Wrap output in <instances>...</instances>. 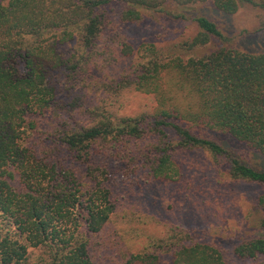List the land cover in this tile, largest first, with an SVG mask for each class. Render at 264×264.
<instances>
[{
  "label": "trees",
  "instance_id": "16d2710c",
  "mask_svg": "<svg viewBox=\"0 0 264 264\" xmlns=\"http://www.w3.org/2000/svg\"><path fill=\"white\" fill-rule=\"evenodd\" d=\"M239 1L264 9L0 0V264H264V236L219 243L206 222H164L154 205L156 186L184 171L188 186L259 187L252 205L264 215V170L238 150L264 158V52L175 11L202 3L231 14ZM150 222L167 223L164 235Z\"/></svg>",
  "mask_w": 264,
  "mask_h": 264
},
{
  "label": "rangeland",
  "instance_id": "374dc122",
  "mask_svg": "<svg viewBox=\"0 0 264 264\" xmlns=\"http://www.w3.org/2000/svg\"><path fill=\"white\" fill-rule=\"evenodd\" d=\"M165 9L168 8L165 7ZM175 11L207 17L215 23L223 35L229 37L228 45L249 52H264V9L239 1L237 9L231 14H226L213 6L202 3L191 7L175 6ZM210 44L220 45L224 42L212 39ZM222 139L229 146L231 144L234 146L236 143L227 137H222ZM238 150L242 152L243 158L249 165L264 170V158L257 152L248 148ZM203 158L206 157L203 156L201 159ZM206 161L204 160L205 165H207ZM189 162V164L196 165L200 160L193 157ZM181 172L182 176L179 177V181L177 180L178 183H172L170 187L167 186V183L166 185L160 184L155 188L159 195L160 206L155 203L154 205L157 208H162L161 219L164 222H172L183 227H190L193 222L195 223L192 226L199 222L202 224L206 222L208 228L204 231L205 236L210 234L219 243H226L230 246L238 241V237L264 236V215L252 205V202L256 201V196L261 192L259 187L253 184L235 183L229 186L230 190L224 192L223 189L211 188L210 184L198 179L195 180V185L192 186L193 182H191L188 186V176H184V171ZM219 175L224 180L228 178L227 171L220 172ZM218 194L228 197L229 210L226 207L223 208L222 200ZM207 195H210L211 199ZM176 199L179 202L177 204H175ZM142 215L146 216L145 213H141L139 216ZM163 224L159 222V227L155 228V224L150 222L144 228L151 231L154 227V233L164 235L165 226ZM194 227L201 228L199 225ZM257 262L261 264V261ZM237 264H246V262L238 259Z\"/></svg>",
  "mask_w": 264,
  "mask_h": 264
}]
</instances>
